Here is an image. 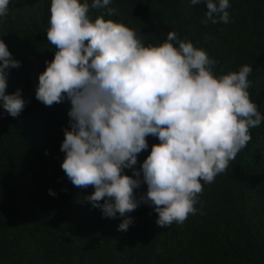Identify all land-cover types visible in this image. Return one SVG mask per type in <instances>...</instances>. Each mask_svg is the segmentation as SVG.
Masks as SVG:
<instances>
[{
	"label": "trees",
	"instance_id": "trees-1",
	"mask_svg": "<svg viewBox=\"0 0 264 264\" xmlns=\"http://www.w3.org/2000/svg\"><path fill=\"white\" fill-rule=\"evenodd\" d=\"M229 3L228 24L202 23L206 5L191 0H110L114 15L90 7L89 17L124 24L145 46H158L174 31L216 61V76L252 66L248 91L264 116V0ZM50 5L10 0L8 15L0 17V40L21 63L8 74L6 94L22 90L26 102L16 118L0 107V264H264V121L250 129L251 141L224 173L211 184L201 181L197 214L183 224L161 228L158 214L141 203L127 214L128 230L118 231L119 214L104 218L86 199L94 188L71 183L61 167L71 103L45 106L36 99L39 75L56 51L47 40ZM146 139L136 170L160 143ZM146 192L142 184L136 199Z\"/></svg>",
	"mask_w": 264,
	"mask_h": 264
},
{
	"label": "clouds",
	"instance_id": "clouds-1",
	"mask_svg": "<svg viewBox=\"0 0 264 264\" xmlns=\"http://www.w3.org/2000/svg\"><path fill=\"white\" fill-rule=\"evenodd\" d=\"M10 0H0V17ZM206 5L204 24L231 22L229 0H191ZM110 0H51L47 40L56 49L39 75L36 99L45 106L70 101V130H64L62 170L71 183L94 192L86 199L104 218H122L151 206L161 228L197 214L201 181L214 182L251 141L250 129L264 121L250 98L252 66L216 76V61L170 31L158 46H145L136 31L98 16ZM21 63L0 40V107L13 118L25 108L22 90L6 94L8 74ZM158 138L140 170L137 157ZM132 170V176L122 174ZM142 184L147 192L136 199ZM49 194H56L49 190ZM101 201L103 203L101 204ZM203 214V213H200Z\"/></svg>",
	"mask_w": 264,
	"mask_h": 264
}]
</instances>
